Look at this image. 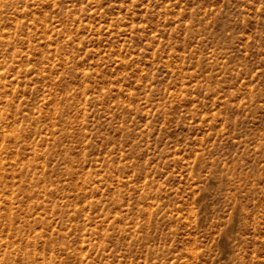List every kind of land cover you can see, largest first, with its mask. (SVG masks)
I'll return each instance as SVG.
<instances>
[{
    "label": "rangeland",
    "instance_id": "obj_1",
    "mask_svg": "<svg viewBox=\"0 0 264 264\" xmlns=\"http://www.w3.org/2000/svg\"><path fill=\"white\" fill-rule=\"evenodd\" d=\"M0 264H264V0H0Z\"/></svg>",
    "mask_w": 264,
    "mask_h": 264
}]
</instances>
